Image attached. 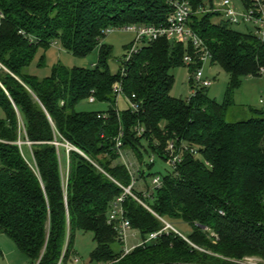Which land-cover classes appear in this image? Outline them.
Here are the masks:
<instances>
[{"label":"trees","instance_id":"obj_1","mask_svg":"<svg viewBox=\"0 0 264 264\" xmlns=\"http://www.w3.org/2000/svg\"><path fill=\"white\" fill-rule=\"evenodd\" d=\"M169 1L0 0V108L5 113L0 120V234L13 241L28 264H71L80 233L93 234L96 249L90 259L96 264L264 260V110L250 107L251 119L226 120L244 80L262 76L264 44L253 34L233 31L228 21L214 23L219 14L209 11L212 2L206 7L202 0H181L193 8L190 25L205 42L211 64L229 76L222 103L210 98L209 88L199 89L194 98L171 95L172 70L188 67L194 73L198 67L185 65V56L194 51L182 42L148 43L123 77L121 66L117 74L110 70L112 48L103 44L107 31L164 25L173 12ZM56 43L77 58L99 48L98 65H55L48 78L31 75L38 54L44 52L43 68L45 53ZM120 81L137 111L118 109L114 85ZM91 97L108 109L79 111ZM118 139L121 150L135 157L146 184L145 192L132 187L136 198L124 196L126 217L144 241L160 234L126 256L115 249L123 243L108 223L114 202L134 182L132 170L117 163ZM21 141L31 143L32 164ZM171 141L181 162L153 175L156 160L167 164ZM65 144L73 149H63ZM149 177H160L162 186L149 187ZM165 222L176 231L174 224H186L191 234L165 230Z\"/></svg>","mask_w":264,"mask_h":264},{"label":"rangeland","instance_id":"obj_2","mask_svg":"<svg viewBox=\"0 0 264 264\" xmlns=\"http://www.w3.org/2000/svg\"><path fill=\"white\" fill-rule=\"evenodd\" d=\"M223 0H202L203 4L207 7L212 2L217 5ZM238 10H243V0H232ZM245 1V0H244ZM216 24H228L227 20L224 17L223 12H220L213 20ZM229 28L233 31H237L243 34H254L255 27L251 24H240V25H231ZM135 42V34L130 32L115 31L109 33L103 41V44H106L112 48V58L109 62L110 70L113 74H117L120 71V61L127 54L129 49ZM174 43V41H171ZM44 52H40L36 57L35 61L29 69V73L33 76H36L40 79L48 78L51 76L52 68L55 65H62L68 68H83V69H94L99 62L100 50L97 48L92 54L86 58H77L73 56L70 52L64 50L60 44L56 43L52 48L45 53V66L40 68L39 62ZM211 64L207 63L205 66V75L213 82L212 87L209 88L210 98L216 100L219 103L224 101L226 90L228 86L229 76L218 66L212 68L209 67ZM171 74L175 77V85L171 92V95L175 98L188 99L192 93V86L190 79L194 73H191L188 67H179L173 69ZM264 97V75L258 78H248L244 80L241 88L234 93L233 96V105L229 108L226 116L228 122H237V121H246L253 117L249 108L263 109L264 106L260 104V99ZM118 109L122 112L128 109L129 101L126 97L122 96L118 99ZM108 106L105 104L99 103H90L85 101L78 106V110L82 112L90 111H106ZM5 119V113L0 108V120ZM22 142V150L25 155V158L29 163H33V156L31 152V143L27 141ZM65 150H68L67 144L62 147ZM125 160L128 163L132 164V173L134 175L135 190L138 192L146 191V184L139 179L138 163L129 152H124ZM62 164L65 166V155L62 152ZM148 160V159H147ZM117 163H124L123 159H119ZM65 170V168H64ZM169 170L168 165L165 163L156 160V165L152 170L153 175H163ZM152 177L147 179L149 187L152 186ZM178 231L189 236L191 234V228L188 225H175ZM146 240L150 236H145ZM144 242L143 235L137 230H131L128 233V240L126 245L116 247L117 251L124 252L127 248H132L137 245H140ZM96 249V244L93 240L92 233H80L75 242V254L71 259V264H96L91 262V254ZM201 253L212 255L211 252H208L202 248H197ZM78 259L79 263L74 261ZM244 260V259H243ZM242 261V260H241ZM254 264H264V260L258 257H254ZM0 264H28L25 256L18 250L16 245L10 240L7 236L0 234Z\"/></svg>","mask_w":264,"mask_h":264},{"label":"built area","instance_id":"obj_3","mask_svg":"<svg viewBox=\"0 0 264 264\" xmlns=\"http://www.w3.org/2000/svg\"><path fill=\"white\" fill-rule=\"evenodd\" d=\"M247 4H245L243 0V10H238L236 4L232 0H223L221 3L213 6L209 11L215 12L219 14L223 12L225 19L231 25H240V24H251L255 27L254 36L264 44V0H246ZM169 4L171 5L173 12L167 18V22L164 25L155 27V26H140V25H131L126 26L123 28H111L107 31V34L115 31H123V32H130L135 34V42L132 47L129 49L127 54L124 58L120 61L121 66V77L125 75V69L127 64L131 61L134 55L138 54L142 47L146 46L148 43L157 41L159 39H166L168 41H176L182 42L186 45L192 47L194 51V55L187 54L184 58V63L186 66L197 65V69L194 72L193 76L191 77V86H192V93L189 98H194L197 95V91L201 88H210L212 87L213 82L206 77L205 75V66L207 63L211 62V54L205 44V42L195 33L193 28L190 25L191 17L193 15V8L191 4L187 1L181 0H170ZM204 12H206L204 10ZM3 18V16H1ZM1 24V20H0ZM4 69L3 66L0 64V71ZM261 75H264V68L260 71ZM124 89L122 81L117 82L114 85V95L119 99L120 97L124 96ZM133 98H135L133 96ZM129 101V107L135 111L138 110V105L132 102L130 99L127 98ZM90 103H95V98L91 97L89 99ZM260 104L264 106V97L260 99ZM142 130L139 131V135L142 134ZM122 137V135H121ZM20 146L22 142H19ZM58 145V144H57ZM68 146V151L72 150L73 148ZM122 143L118 139L117 141V149L120 151L121 159H123L124 164L131 170L132 164L128 163L125 160L124 152L121 150ZM166 152L169 156L167 165L171 168H176L177 164L181 162V155L176 154L175 144L171 141L168 144ZM191 153L197 155V152L192 150ZM135 186V182L129 187L124 188L125 194L118 198L109 212L108 215V223L113 225L115 230L118 233V239L123 245H126L128 240V233L132 230L130 221L126 217V212L123 207L124 196L126 194L131 195L132 197L136 198L132 193L131 189ZM153 188H160L162 186V179L160 177H156L152 181ZM167 229H172L176 233V231L169 223L165 222ZM160 234H152L150 238L140 245H144L154 239H156ZM137 245L132 248H127L124 251V255L126 256L130 254L136 247L140 246ZM235 264H254V257L253 258H245L242 261H233ZM75 263H79V260L76 259Z\"/></svg>","mask_w":264,"mask_h":264},{"label":"crops","instance_id":"obj_4","mask_svg":"<svg viewBox=\"0 0 264 264\" xmlns=\"http://www.w3.org/2000/svg\"><path fill=\"white\" fill-rule=\"evenodd\" d=\"M209 67H212V68H214V67H216V65H212V64H210V66ZM207 78H208V76H207Z\"/></svg>","mask_w":264,"mask_h":264},{"label":"water","instance_id":"obj_5","mask_svg":"<svg viewBox=\"0 0 264 264\" xmlns=\"http://www.w3.org/2000/svg\"><path fill=\"white\" fill-rule=\"evenodd\" d=\"M20 145V143H18Z\"/></svg>","mask_w":264,"mask_h":264}]
</instances>
